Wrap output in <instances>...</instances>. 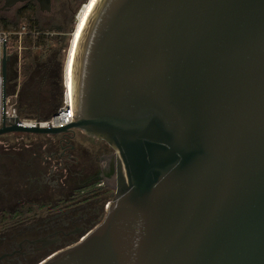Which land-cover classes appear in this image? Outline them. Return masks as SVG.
Returning <instances> with one entry per match:
<instances>
[{"label":"water","instance_id":"obj_1","mask_svg":"<svg viewBox=\"0 0 264 264\" xmlns=\"http://www.w3.org/2000/svg\"><path fill=\"white\" fill-rule=\"evenodd\" d=\"M18 0H8L10 8ZM69 128L116 153V194L79 243L39 264H264V0H98Z\"/></svg>","mask_w":264,"mask_h":264},{"label":"flooded vegetation","instance_id":"obj_2","mask_svg":"<svg viewBox=\"0 0 264 264\" xmlns=\"http://www.w3.org/2000/svg\"><path fill=\"white\" fill-rule=\"evenodd\" d=\"M91 2L18 0L21 112L46 115L47 88H62L74 34ZM7 3L5 10L15 6ZM29 23L42 27L32 33L47 44L26 64L33 67L24 77L21 38ZM116 171L115 150L78 128L0 135V264H39L79 243L104 220L116 194Z\"/></svg>","mask_w":264,"mask_h":264},{"label":"trees","instance_id":"obj_3","mask_svg":"<svg viewBox=\"0 0 264 264\" xmlns=\"http://www.w3.org/2000/svg\"><path fill=\"white\" fill-rule=\"evenodd\" d=\"M2 0H0L1 4ZM27 28L29 33L23 35L21 38V46L23 47V53L25 58L34 57V52L39 49L42 46H45L47 44V40L42 35H36L33 34V31H41L42 27L37 23H29L27 24ZM0 31L10 33L8 36V42L13 46V49L9 51V54L13 55V53L18 52L17 49L20 47V37L18 36V31H20V23L18 22V10L15 13V16L13 19H8L6 17H0ZM12 57V56H11ZM33 63H30V65H26V73L27 75L30 73L31 68L33 67ZM16 72V71H15ZM10 79L7 86V93L8 94H14L17 91V81H18V75L17 72L13 73V71L10 70ZM58 85H52L47 88V97L44 99L45 101L42 103L43 107L47 110L46 115L40 119L49 118L52 116L59 106L61 105V87ZM20 104L18 105V109L20 111ZM22 116L25 117H35L28 115L26 113L23 114L21 112Z\"/></svg>","mask_w":264,"mask_h":264},{"label":"built area","instance_id":"obj_4","mask_svg":"<svg viewBox=\"0 0 264 264\" xmlns=\"http://www.w3.org/2000/svg\"><path fill=\"white\" fill-rule=\"evenodd\" d=\"M10 33L1 32L0 31V57L2 56L3 45L6 44L7 53L13 49V46L8 42V36ZM17 51L20 50V47L17 46ZM9 82V81H8ZM8 83L6 84L7 91ZM15 100V101H13ZM4 77L2 75V71L0 69V127L4 121ZM6 108L5 115L8 118H19L18 124L26 127H64L70 124L75 114L74 112V97H73V87L68 80L66 75V71L63 78L62 89H61V105L57 109V111L50 116L49 118L39 119L36 117H25L22 116L18 109V91L14 94H8L5 100Z\"/></svg>","mask_w":264,"mask_h":264},{"label":"bare ground","instance_id":"obj_5","mask_svg":"<svg viewBox=\"0 0 264 264\" xmlns=\"http://www.w3.org/2000/svg\"><path fill=\"white\" fill-rule=\"evenodd\" d=\"M97 1L98 0H92L90 5L88 6L87 10L85 11L77 29H76V32L74 34V39H73V42L71 44V49H70V53L68 56L69 59L67 61V67H66V75H67L68 80L71 83L72 87H73L74 62H75V57H76L78 45H79L80 39L82 37L83 31L85 29V26L87 24V21L91 15L93 8L95 7V5L97 3Z\"/></svg>","mask_w":264,"mask_h":264},{"label":"rangeland","instance_id":"obj_6","mask_svg":"<svg viewBox=\"0 0 264 264\" xmlns=\"http://www.w3.org/2000/svg\"><path fill=\"white\" fill-rule=\"evenodd\" d=\"M3 1L4 0H2V2H1V4H0V17H6V18H8V19H13L14 18V16H15V13H16V11L18 10V4L17 5H15L14 7H12V8H10L9 10H5V9H3L2 7V5H3ZM14 49H16V48H14ZM19 52H20V50H18V52H15V53H13V55H12V57H11V60H10V69H11V71H13V73H16L17 72V75H18V68L20 67V56H19ZM43 53V51L41 52V51H39V50H36L35 52H34V54L36 55V56H39L40 54H42ZM63 55V60H64V54H62ZM65 55H66V53H65ZM22 57H24V53H22ZM32 59H33V57H30V58H22V68L23 69H25V68H27L26 67V64L27 63H29V62H31L32 61ZM22 69V70H23ZM16 71V72H15ZM24 72H25V70H24ZM26 75H27V73L25 72V75H24V77H26ZM19 80V79H18ZM19 82L20 81H17V83H18V87H17V91H19V88L21 87V84L19 85ZM60 88V87H59ZM60 89H62V88H60ZM13 101H15V100H13ZM18 105H19V103H18ZM24 114V113H23Z\"/></svg>","mask_w":264,"mask_h":264}]
</instances>
